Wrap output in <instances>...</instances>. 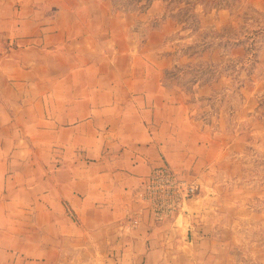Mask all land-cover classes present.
Listing matches in <instances>:
<instances>
[{"label":"crops","instance_id":"1","mask_svg":"<svg viewBox=\"0 0 264 264\" xmlns=\"http://www.w3.org/2000/svg\"><path fill=\"white\" fill-rule=\"evenodd\" d=\"M125 15L0 0V264H212L219 141ZM163 165L201 189L156 221L142 193Z\"/></svg>","mask_w":264,"mask_h":264},{"label":"rangeland","instance_id":"2","mask_svg":"<svg viewBox=\"0 0 264 264\" xmlns=\"http://www.w3.org/2000/svg\"><path fill=\"white\" fill-rule=\"evenodd\" d=\"M112 2L140 44L159 33L162 81L219 141L212 264H264V0Z\"/></svg>","mask_w":264,"mask_h":264},{"label":"built area","instance_id":"3","mask_svg":"<svg viewBox=\"0 0 264 264\" xmlns=\"http://www.w3.org/2000/svg\"><path fill=\"white\" fill-rule=\"evenodd\" d=\"M200 189L196 180L184 178L170 166L163 165L152 170L142 193V203L156 221H164L189 199L198 196Z\"/></svg>","mask_w":264,"mask_h":264}]
</instances>
